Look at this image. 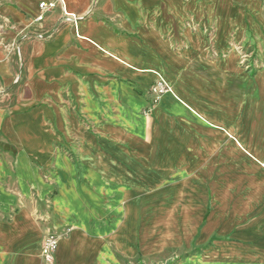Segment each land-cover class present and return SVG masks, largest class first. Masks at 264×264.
Masks as SVG:
<instances>
[{"label": "crops", "instance_id": "crops-1", "mask_svg": "<svg viewBox=\"0 0 264 264\" xmlns=\"http://www.w3.org/2000/svg\"><path fill=\"white\" fill-rule=\"evenodd\" d=\"M50 1L0 0V264L47 230L54 264H264V0Z\"/></svg>", "mask_w": 264, "mask_h": 264}, {"label": "built area", "instance_id": "built-area-1", "mask_svg": "<svg viewBox=\"0 0 264 264\" xmlns=\"http://www.w3.org/2000/svg\"><path fill=\"white\" fill-rule=\"evenodd\" d=\"M64 0H53L50 2H41L38 5V15L35 22H42L45 15L53 11L57 5H62ZM64 19L75 21V17L67 14L63 11ZM39 38H51L52 34H47L46 36L38 35ZM168 88L162 81H156L152 84L150 92L154 95V101L158 102L160 97L167 93ZM57 245V236H55L50 230H47L43 237L41 238V258L43 264H54V259L52 257Z\"/></svg>", "mask_w": 264, "mask_h": 264}, {"label": "rangeland", "instance_id": "rangeland-1", "mask_svg": "<svg viewBox=\"0 0 264 264\" xmlns=\"http://www.w3.org/2000/svg\"><path fill=\"white\" fill-rule=\"evenodd\" d=\"M37 17V16H36ZM36 19V18H35ZM34 22H35V20H34ZM38 23V22H37ZM48 34H51V33H48ZM49 39V38H48ZM247 60H249V61H247ZM245 63L247 64V65H245ZM243 65H245V68L244 69H248V65H251L250 66V68L249 69H259V67H260V64L259 63H257V61H256V58H255V56L254 55H251V54H249L248 55V57L247 58H243ZM264 211V210H263ZM262 211V212H263ZM261 218H262V221H261V223H260V226L261 227H264V217H263V214L261 215ZM230 240L231 239H227V242H230ZM191 254H193V252H191Z\"/></svg>", "mask_w": 264, "mask_h": 264}]
</instances>
